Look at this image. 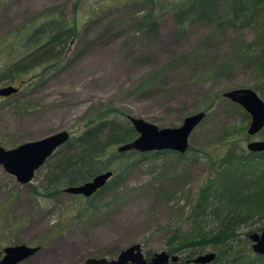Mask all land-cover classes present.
<instances>
[{"label": "rangeland", "instance_id": "obj_1", "mask_svg": "<svg viewBox=\"0 0 264 264\" xmlns=\"http://www.w3.org/2000/svg\"><path fill=\"white\" fill-rule=\"evenodd\" d=\"M181 1L0 0V66L14 34L42 10L63 5L66 19L79 22L66 68L22 95L0 100V146L15 149L61 131L79 135L102 113L122 121L142 118L160 129L180 128L202 111L208 115L190 137L192 153L143 162L135 155L130 158L135 164L90 203L64 190L45 196L54 160L27 186L0 166V258L5 247L20 244L41 247L21 264L116 259L133 244H142L151 256L167 251L165 227L181 222L213 174L211 157L199 149L214 155L224 138L245 148L250 140H264V130L244 140L250 126L246 111L224 97L249 88L264 99V72L256 57L264 43V15L251 27L236 29L227 25L231 1L220 0V21L198 23L178 39L170 10ZM9 85L0 80V88Z\"/></svg>", "mask_w": 264, "mask_h": 264}, {"label": "trees", "instance_id": "obj_2", "mask_svg": "<svg viewBox=\"0 0 264 264\" xmlns=\"http://www.w3.org/2000/svg\"><path fill=\"white\" fill-rule=\"evenodd\" d=\"M229 1L232 5L227 25L236 29L251 27L264 15V0ZM218 3L220 0H182L176 4L170 12L177 38L184 37L188 29L198 23L219 20ZM96 12L97 15L102 13L99 9ZM97 17L92 20L98 21ZM142 23L143 18L139 25ZM155 24H151L152 27ZM78 29L79 22L66 19L63 5L42 10L30 25L12 37L7 48L8 59L0 66V80L16 84L20 89L18 94L22 95L25 90L51 79L58 70L72 62L71 47L76 45ZM259 46L257 65L263 73L264 43ZM150 83L146 85L150 86ZM261 92L264 98V92ZM244 115L249 122L250 114L245 112ZM242 135L244 140H249L247 133ZM137 137L129 119L122 121L118 117L111 119L104 113L96 114L79 135L71 133L70 141L46 163L45 168L54 160L48 166V170L52 169L46 175L45 196L51 198L53 193H61L72 185H82L111 170L115 175L107 183L108 187L112 180L122 175L121 172L135 164L130 160L132 157L137 156L136 162H143L163 154L177 155L171 151L148 154L114 151ZM216 147L214 155L204 147L199 149L211 157L213 174L194 195L181 222L165 227L168 235L166 249L170 255H180L181 260L175 264H193L198 255L211 251L217 254L216 261L211 264H264V256L253 252L249 239L251 233L264 231V152L252 153L242 143L226 138ZM195 149L191 143L185 155H178L186 157ZM85 199L90 203L91 198ZM209 247L211 251L207 250ZM146 256L149 260L152 257L150 253Z\"/></svg>", "mask_w": 264, "mask_h": 264}, {"label": "water", "instance_id": "obj_3", "mask_svg": "<svg viewBox=\"0 0 264 264\" xmlns=\"http://www.w3.org/2000/svg\"><path fill=\"white\" fill-rule=\"evenodd\" d=\"M19 91V88L13 84L2 87L0 88V100L12 97ZM224 97L230 102L238 104L250 114L251 120L247 135L251 138L257 137L264 130L263 99L256 91L249 88L228 91ZM206 116V113L202 111L187 117L180 128L166 129L157 128L142 118L128 116L127 118L133 129L137 131L138 137L135 141L118 147L117 152L119 154H126L127 152L148 154L149 152L171 151L185 155L189 151L191 135L200 127ZM70 139L71 132L61 131L37 141L26 142L15 147V149L8 150L0 146V166L20 184L27 186L35 180L38 171L45 167L54 153L66 145ZM246 146L252 153L264 152V140L249 141ZM114 175L113 171L107 170L82 185H72L66 188L65 193L92 198L106 187ZM249 239L253 252L256 255L264 256V231L260 234L251 233ZM40 250V247H30L25 244L9 246L4 249V257L0 260V264H21L31 259ZM216 257L217 254L211 251L198 255L192 262L193 264H211L216 261ZM180 260V255H170L166 250L161 253H154L149 260L143 250V245L133 244L129 248L121 250L116 259L89 257L86 258L84 264H175Z\"/></svg>", "mask_w": 264, "mask_h": 264}, {"label": "flooded vegetation", "instance_id": "obj_4", "mask_svg": "<svg viewBox=\"0 0 264 264\" xmlns=\"http://www.w3.org/2000/svg\"><path fill=\"white\" fill-rule=\"evenodd\" d=\"M9 246H13V245H9ZM9 246H7V247H5V248H8ZM4 248V249H5ZM41 248V247H40ZM4 249L2 250V257L0 258V260L4 257ZM30 260V259H29ZM28 261V260H27ZM24 262H26V261H24ZM24 262H22V263H24Z\"/></svg>", "mask_w": 264, "mask_h": 264}]
</instances>
